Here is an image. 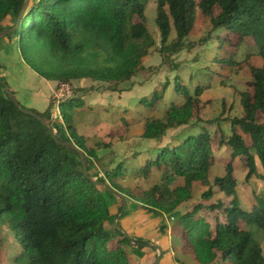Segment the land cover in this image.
Wrapping results in <instances>:
<instances>
[{"label":"trees","instance_id":"obj_1","mask_svg":"<svg viewBox=\"0 0 264 264\" xmlns=\"http://www.w3.org/2000/svg\"><path fill=\"white\" fill-rule=\"evenodd\" d=\"M23 2L0 0V32L14 26ZM146 3L31 0L18 29L4 38L17 37L23 61L45 79L70 83L72 79L90 78L102 84L125 83L145 69L142 59L154 46L145 24ZM198 10L213 32L221 29L226 33L219 38L220 56L216 62L235 65L237 52L247 38L253 39L262 62L259 67H250L249 90L239 94L242 116L229 120L228 136L221 131L219 146L229 149L230 157L225 174L214 179V186L231 202L197 204L178 216L177 225L198 264H264L262 249L247 229L257 227L264 232V184L257 183L264 180V0H156L162 64L170 63L183 50L203 48L213 39L209 33L197 44L186 42L194 30ZM6 20L11 21L10 27L3 26ZM172 33L175 38L170 40ZM5 86L9 89L0 78V217L13 232L10 264H130L124 247H131L134 239L126 238L120 224H114L121 200L114 211L111 199L117 197L90 182L83 173L80 154L57 143L40 121L20 112L5 94ZM167 87L143 100V105L154 110ZM175 91L183 97V103L172 104L163 119H147L142 138L159 140L167 131L189 127L193 121V128L200 131L171 147L158 149L154 158L141 167L145 176L152 168L163 170L162 185L133 195L111 184L126 200L133 199L156 216L172 217L191 199L194 183L209 185V173L216 162L210 134L198 124L203 88L197 86L190 94L176 83ZM79 104V100L70 99L60 105L67 123L62 138L51 124V104L44 112L28 110L55 129L58 140L72 142L80 149L87 159L88 175L93 178L88 159L95 157V150L84 146L67 114ZM237 160L247 171L245 181L253 185L252 211L239 205L233 174ZM124 169L120 164L105 173L106 179L96 180L113 181ZM178 179L183 184L172 187ZM212 195L208 190L202 197L208 200ZM128 211L126 208L122 217ZM159 230L166 235L165 225ZM135 241L141 243L139 247L147 246L145 241Z\"/></svg>","mask_w":264,"mask_h":264},{"label":"rangeland","instance_id":"obj_2","mask_svg":"<svg viewBox=\"0 0 264 264\" xmlns=\"http://www.w3.org/2000/svg\"><path fill=\"white\" fill-rule=\"evenodd\" d=\"M145 24L154 40V46L149 51L150 55L142 59L145 69L139 71L131 81L102 84L90 78L72 79L70 83L59 82L56 81L57 79H45L25 64L19 53L17 37L0 39V78L8 83L9 90L26 109L44 112L51 104V124L56 126L60 138L67 133V123L60 113V105L66 100H79V106L67 110V114L70 118L69 124L74 127L78 135L82 136L84 146L87 149L95 150V157L88 159L90 175H93L94 179H104L106 172L114 170L122 164L125 168L123 173L115 177L113 181L107 179L105 183L109 186L115 183L123 190H130L133 195H138L141 191L149 190L156 185H162L163 170L152 168L146 176L141 172V167L158 149L165 146L171 147L189 134L200 131V128H193L194 125H191L193 121L189 127L184 126L167 131L159 140H146L142 138L145 121L149 118L163 119L172 104L183 103V97L175 91L176 83L185 86L190 94H193L197 86L202 87L203 93L199 98L201 111L198 115V124L204 126L210 134L216 162L209 173V185L194 183L191 199L187 201V210H192L197 204L209 205L217 201L229 204L231 199L220 193L214 186V179L225 174V164L230 157V150L220 147L219 142L222 132L226 136L231 133L229 120L242 116L239 94L241 91L249 90L250 67H259L262 62L257 46L252 38H247L237 52L235 65H223L216 62V58L220 56L219 38L226 36V33L221 29L213 32L209 22L201 16L198 10L194 30L186 42L197 44L209 33L213 34V39L203 48L198 47L191 51L183 50L172 57L170 63L162 64V58L158 53L161 43L156 25V0H147ZM11 25V21L3 22L5 27ZM174 38L175 34L172 33L170 40ZM174 66L177 70L172 71ZM164 85L168 87L161 100H158L154 110L144 106L142 101L152 98L154 92L159 94ZM65 86L67 89L64 88ZM107 87L112 88L113 92ZM233 168V174L237 181L239 205L247 211H252L253 185L245 181L247 171L238 160L235 161ZM257 183L261 186L264 184V180ZM182 184L183 180L178 179L172 187ZM208 190H211L213 195L210 199L205 200L202 196ZM117 198L111 199L112 208L120 201ZM128 201L129 204L136 203L133 199ZM129 209L132 207L127 208V210ZM140 209L146 211L142 207ZM146 212L148 213V211ZM179 215H174L176 220L173 221L172 217L165 214L159 229L165 225L166 234H168V230L172 233L170 252L174 257L175 264H198L191 252L185 256L183 252L175 249L176 243L180 240L183 241L181 227L177 225ZM148 216L151 217L152 213L149 212ZM118 222L122 223L121 220ZM128 228L130 231L132 228L134 232L133 234L129 233L134 239L131 241L132 246L124 247L130 264H154L156 258L152 257V261L148 263L146 260L142 261V258L143 251L147 247L158 245L154 241L155 233L152 230H149L150 233L142 232L134 226ZM159 229L156 228V231L161 232ZM247 229L252 232L254 239L259 243L264 258V232L257 227H248ZM136 239L145 241L147 246L139 247L138 245L141 243L136 242ZM13 240V232L0 217V264H10L9 258L14 254V248L10 249ZM113 244L116 245L115 242ZM133 249L137 250L134 257L131 255ZM152 250L157 256V251ZM216 264L228 263L219 261Z\"/></svg>","mask_w":264,"mask_h":264},{"label":"crops","instance_id":"obj_3","mask_svg":"<svg viewBox=\"0 0 264 264\" xmlns=\"http://www.w3.org/2000/svg\"><path fill=\"white\" fill-rule=\"evenodd\" d=\"M187 204H188V202L183 203L182 205H180V207L172 215V220L173 221L176 220L174 218V215H176V214H180V215L181 214H185L186 212L189 211V210H187V208H188ZM128 207H132V209H129L127 215L120 219L123 224L118 222L119 220L117 221V223L120 224L122 229L124 231H126V233L129 236L134 233L132 231V228H130L131 231L129 230V228H128L129 226L130 227L131 226L137 227L142 232L143 231L144 232L148 231V233H150L149 230H152L155 233L153 235V236H155V240L154 241L157 242V244L162 248V259L160 261V264H175L174 261H173L174 257L172 256V253L170 252L171 249H172V243H171V241H172V233H171V231L168 230V234H166V235H163L161 232H157L156 231V228L159 229L160 224H162L161 221H162V218L164 217V215L156 216V215L152 214V216L149 217L148 216L149 212L147 213L146 211H142V209H140V207L138 205H136V203H134V202L129 204V201L127 200L126 208H128ZM113 210L114 211L116 210V206H114ZM155 217H157V218H155ZM154 219H157V220H154ZM147 227H148V230H147ZM129 233H131V234H129ZM181 233H182L181 237H183L182 229H181ZM148 237L151 238V236H148ZM175 247H176L175 249H177L179 252H183L185 254V256L191 252L190 247L185 242L184 238H183V241L182 240L178 241L176 243ZM132 251H133V253L131 255H133V257H134V254L136 253L137 250L133 249ZM143 252L144 253H143L142 261L146 260L147 261L146 263L152 261V257L156 258V253L149 247H147V249L144 250ZM153 262H154V259H153Z\"/></svg>","mask_w":264,"mask_h":264},{"label":"water","instance_id":"obj_4","mask_svg":"<svg viewBox=\"0 0 264 264\" xmlns=\"http://www.w3.org/2000/svg\"><path fill=\"white\" fill-rule=\"evenodd\" d=\"M31 0H24L22 6H21V9L18 13V16L16 18V22L14 24L13 27L7 29V30H3L0 32V39L6 37L7 35H10L11 33L15 32L18 27H19V24H20V21L25 13V11L27 10V8L29 7V4H30ZM4 92L5 94L8 96V98L10 99L11 102H13V104L18 108V110L20 112H22L23 114L25 115H28V116H31L35 119H37L38 121H40L49 131L51 137L59 144L65 146V147H69L75 151H77L80 156L82 157V165H83V173L86 177H88V179L90 180L91 183L99 186V187H102L104 188L105 190L109 191L110 193L114 194L115 196H117L120 200H121V210L119 212V214L117 215V217L114 219V224L117 225V221L120 220L123 216V213L126 209V206H127V200H126V197L124 195H121L119 193H117L114 189H112L111 186H109L108 184L106 183H103V182H99L97 181L96 179L94 178H91L89 175H88V172H87V159L85 158V155L80 151V149H78L72 142H62L60 140H58V138L56 137V131L53 130L52 127L48 126L38 115H36L35 113H33L32 111L28 110V109H24L22 108L18 101L16 100V98L14 97V95L10 92V90L8 89L7 86L4 87ZM118 226V225H117ZM124 236L126 238H129V235L124 232L123 233ZM132 244V243H131ZM151 249H154L157 251V256H156V260H155V263L154 264H160V261L162 259V248L158 245H151L149 246Z\"/></svg>","mask_w":264,"mask_h":264},{"label":"built area","instance_id":"obj_5","mask_svg":"<svg viewBox=\"0 0 264 264\" xmlns=\"http://www.w3.org/2000/svg\"><path fill=\"white\" fill-rule=\"evenodd\" d=\"M64 88H66L67 89V87L65 86Z\"/></svg>","mask_w":264,"mask_h":264}]
</instances>
